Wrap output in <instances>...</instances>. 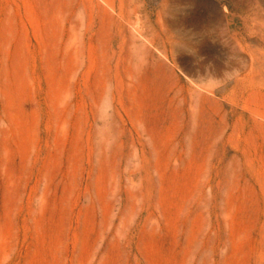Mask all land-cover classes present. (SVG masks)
<instances>
[{"label":"rangeland","instance_id":"1","mask_svg":"<svg viewBox=\"0 0 264 264\" xmlns=\"http://www.w3.org/2000/svg\"><path fill=\"white\" fill-rule=\"evenodd\" d=\"M0 264H264V0H0Z\"/></svg>","mask_w":264,"mask_h":264}]
</instances>
